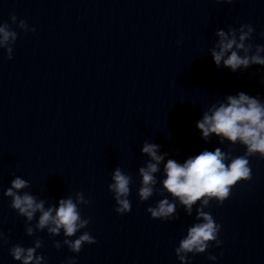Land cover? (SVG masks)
<instances>
[{"label": "clouds", "instance_id": "1", "mask_svg": "<svg viewBox=\"0 0 264 264\" xmlns=\"http://www.w3.org/2000/svg\"><path fill=\"white\" fill-rule=\"evenodd\" d=\"M223 2L231 3L232 0ZM10 20L13 24L17 23L15 15H11ZM17 26L25 33L35 32V28H29L24 20H19ZM254 32L253 26L248 23H243L238 28L228 26L227 31L218 29L215 32L218 40L209 49L216 67L227 68L235 73L247 70L253 65L264 66V45L252 43ZM17 37L18 33L12 30L9 23H0V49L5 50L9 60L13 58V45ZM261 37L264 38V33H261ZM181 42L182 39H178L176 43L179 45ZM225 99L226 102L214 103L208 107L202 118L196 122V128L205 142L214 134L220 144L228 141L231 145L244 146L246 150L243 155L233 156L231 149L222 151L220 147H216L214 151L204 150L194 157H189L183 163L168 159L163 165L164 179L159 181L162 186L157 187L156 174L161 171L160 165L166 154H160V145L148 140H145L141 147V153L150 159L146 161L145 166L138 169L141 177L137 189L139 201H148L154 194L164 197L158 200L154 207L149 206L146 209L153 219H177L178 204L191 216L194 205L199 201V207L195 209V219L198 222L187 228L186 236L180 239L175 248L180 264H189V254H203L211 245H221V225L204 209L210 207L212 201L222 205L238 182L252 179L251 157L264 159V102L259 96L253 97L244 92L228 95ZM111 179L108 190L117 205L114 211L119 215L127 214L131 211L129 196L133 178L122 168L116 167ZM30 186L29 181L16 176L12 179L10 187L4 191V196L11 198L10 208L26 219V235L33 236L36 232L47 230L50 237H55L63 231L65 238L62 243L53 241V246L59 250L62 244L66 245L70 252L76 254L80 253L85 244L97 243L88 231H83L74 240L70 239L90 223L89 218L81 216L80 205L90 204V200L85 199L82 192L61 198L57 204L46 207L45 199H38L30 192L22 191ZM165 192L171 195V201L164 195ZM34 219L36 223L33 226L31 222ZM0 242H8V237L3 231H0ZM42 247L43 241L37 238L34 246L25 248L14 244L9 252L20 264H46L45 256L37 254V249ZM208 258L215 260L216 256L209 255ZM66 264H76L75 258H69Z\"/></svg>", "mask_w": 264, "mask_h": 264}]
</instances>
